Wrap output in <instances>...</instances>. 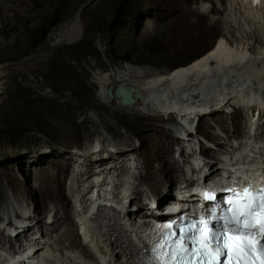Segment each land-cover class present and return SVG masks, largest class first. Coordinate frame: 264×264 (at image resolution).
I'll return each mask as SVG.
<instances>
[{"label": "bare ground", "instance_id": "obj_1", "mask_svg": "<svg viewBox=\"0 0 264 264\" xmlns=\"http://www.w3.org/2000/svg\"><path fill=\"white\" fill-rule=\"evenodd\" d=\"M73 1L81 2V0ZM156 1L160 7V12L153 22L155 28L153 32H160L163 37L165 36L167 43L159 45L161 51L159 55L156 54L154 60L155 62L162 60L167 65H174L175 70L155 74L145 65H128L120 70L97 72L95 83L98 86V99L104 103L110 102V105L115 106V109L108 111L111 118L119 116V113L134 115L156 110L158 114L165 115L168 119L177 116L184 123H188L189 119L193 117L191 122L194 123L195 118L199 121L200 117L206 118L212 113L208 118L200 121V126L203 127L208 120L215 119V124L221 126L220 128L229 141L232 138L231 142L234 145L226 148V143L221 142L217 136L208 134L206 136L213 145L224 152L222 153L223 156H229V161L228 157L224 160L218 159L219 154L204 147L201 148L200 154L207 159L208 164H210V158H215L220 161L221 165H223L222 161L226 162L230 168L240 165L241 168H237L235 171L237 174L264 181V131L260 129L264 117L262 116L264 115V8H251L245 0H199L200 3L197 8L190 7V4L197 0ZM32 8L34 7L32 6ZM23 10L28 12V18L36 16L26 0H0V21H4L9 13H12V17L20 16V12ZM228 11L233 16L238 14L239 35L234 36L231 33V41L227 39L225 34L221 35L217 39L216 48L207 51L202 56L197 54L193 57V55L187 54L188 49L195 46L200 37L206 40V35H209L210 38L218 33L216 29L219 28L222 22L220 17L223 15H226L224 23L233 29L235 28L228 17ZM80 13V11L74 13L69 21L54 28L48 36L56 43H71L81 40L83 29L80 25ZM205 16L209 19L210 16L218 18L209 20L208 23L204 24ZM166 23L168 26L166 32H163L161 28L166 26ZM9 47L12 49L14 44H10ZM137 60H146V58ZM220 76L239 80V86L235 85L231 89V81L228 79L229 86L218 88L217 84H222L218 78ZM80 82L84 84L82 79ZM119 85L139 88L142 98L137 100L133 106L121 105L114 95ZM0 93H2L1 86ZM235 105L245 110L249 120V126L246 129L247 135L242 137V141L237 139L239 138L237 131L229 133L225 125V117L222 114V111L228 112ZM97 114L102 128L105 129L104 132L112 136L117 142L121 141V134L106 121L99 108H97ZM146 118L148 121L139 122L144 125L145 129L155 132L156 136L141 137L140 143L149 147L153 161L157 166L153 169L144 161L147 166H145V173L141 177L136 168L137 174L126 168L129 157L125 155V151H132L133 145L131 143L126 141L122 146L116 145L105 140L106 137L100 133L96 134L99 143L105 145L106 150L115 153V156L111 157L109 161L110 164L116 165L112 169V173L116 174L113 178L115 184L113 203L115 205L122 204L125 197L120 196L121 188L127 187L130 195H132V203L136 205L135 211L137 213L127 211L129 214L125 219L135 231L136 236L142 240L146 239V234L143 232L144 228L149 225V220L152 217L155 218L156 213L146 203H143L144 191L134 190L135 182L140 179L141 183L147 185V191L150 195L156 199H162L161 196L159 197L160 189L166 185L164 195H167L170 200L165 202L163 209H161L162 213L169 212L166 206L177 203L185 211V206L188 203L184 202L182 198L187 193L182 191L185 184L187 189L191 187L192 183L186 179L193 178L195 174L192 161L187 162L190 163L188 177L179 184L183 188H180L177 198L173 197L172 199V191H174L172 171L184 173L186 163H183L184 165L182 164L181 167L176 162L171 161L172 144L178 139L172 138L170 131L153 125L152 121L156 118L152 116ZM232 122L238 126L237 120H232ZM77 129L86 133V121H81L74 129H66L61 134V138L55 142L47 163L44 166H38L35 172L29 171L28 166L20 163L10 166L3 165L0 168V198L5 200L1 207L3 211L0 212V221L4 220L5 215L10 217L15 209L1 192V175L5 178L7 186L12 187L11 191L18 202H24L27 206L32 204L36 216L39 217L34 226H24V233L18 235L16 243H13L12 239L9 238L10 247L4 252L0 248V264H122L117 255L113 256L105 249L102 239L94 233L91 226L86 227L84 234H82L80 225L77 223L78 219L84 224H90L83 217V213L87 211L89 204V182L86 180L85 172L92 171L93 166L96 165V160L91 158L94 153H91L90 149L83 155H73L80 149L82 140ZM181 130L182 128L177 129L178 135H181ZM3 144H5L4 138L0 136V146L2 147ZM180 150L184 151V147L182 146ZM183 155L184 153L180 155V158L184 159ZM30 164L32 166L36 162L33 160ZM15 165L18 172L27 179L28 188L24 183H18L14 174L9 173V170ZM82 166L87 168L83 169ZM69 167H72L73 172L71 183L68 186V198H66L64 196V182L66 180L65 173ZM214 174L220 176L221 171L217 170ZM204 175L207 174L204 173ZM47 200L52 203L50 210L42 208L43 202ZM70 207H72V211ZM80 208L83 213L80 212ZM95 208L92 209V212ZM15 212L17 217L21 219L23 214L17 213L16 209ZM52 212L54 215L48 221L49 214ZM41 215L45 217L44 220L41 219ZM87 215L89 221L91 214ZM98 218L99 216H94L92 221L96 223ZM30 219L31 217H27V222ZM13 227L16 230L17 227L12 222L4 225L3 228L0 227V245L8 239L5 235L7 228L12 229ZM35 227H39L37 232L34 230ZM34 236L41 245L33 247V253L21 250V248L27 247L28 238L33 240L32 237ZM118 254H121L120 250H118Z\"/></svg>", "mask_w": 264, "mask_h": 264}, {"label": "rangeland", "instance_id": "obj_2", "mask_svg": "<svg viewBox=\"0 0 264 264\" xmlns=\"http://www.w3.org/2000/svg\"><path fill=\"white\" fill-rule=\"evenodd\" d=\"M123 1L81 0L80 3H76L73 0H26L36 16L28 18V12L23 10L20 12V16L12 17V13H9L4 21H0V86L2 88L0 136L4 138L5 143L2 147L0 146V168L3 165L10 166L20 163L28 166L29 171L35 172L38 166L41 167L47 163L48 156L51 155L52 148L55 146V142L61 138V134L66 129H74L81 121L85 120L87 132L83 133L81 129L79 131L77 129L82 140L80 149L73 155L79 156L89 152L94 143L99 141L97 133L116 145L122 146L127 141L133 145V149L131 152L125 151V155L129 157L126 168L134 171L135 174L139 170L141 177L145 173V166H147L144 161L153 169L157 166L153 161L149 147L140 143L141 137L156 136L155 132L145 129L144 125L139 122L148 121L146 117L151 116L157 119L152 121L153 125L170 131L172 138L178 139L172 144L171 161L181 167L183 163H186L184 173L172 171L171 177L174 181L172 183L174 188L172 199L173 197L177 198V190L182 188L179 184L188 177L190 163L187 162L192 161L191 158L194 157L198 148L201 150L204 147L219 154L217 158L220 160L228 157L223 156L224 152L217 149L206 136L208 134L217 136L221 142L226 143V148L234 145L231 142L232 138L229 141L220 128L221 126L215 124V119L208 120L203 127L200 126V121L208 118L212 113L206 118L197 120L196 131L198 134L196 137L189 135L190 140L187 142L177 133V129H181L182 126L179 124L178 117L174 115H172L173 119H168L165 115L158 114L156 110H151L134 115L119 113V116L110 117L108 111L115 109V106L110 105V102L104 103L98 99V86L95 83L97 72L120 70L128 65H145L150 68V71L153 70L155 74H159L160 72H171L175 67L165 64L162 60L160 62L154 60L156 54L159 55L161 51L159 45L167 43L165 36L163 37L160 32H153L155 29L153 22L160 12L158 2L156 0H133L137 13L127 18L126 24L122 23L124 28L118 30L120 25H112V20ZM199 3L197 0L191 3L190 7L197 8ZM78 11L81 12L80 25L83 29L81 40L71 43H56L48 36L54 28L69 21ZM237 15L236 13L233 16L228 11V17L235 26L234 29L224 23L226 15H223L220 17L222 22L216 29L218 33L210 38L209 35H206V40L200 37L197 44L188 49L187 54L193 55V57L197 54L202 56L207 51L216 48L217 39L221 35L225 34L229 41H231V33L238 36L239 19ZM205 18L204 24L209 20H216L218 17L210 16L209 19L205 16ZM167 26L166 23V26H163L161 30L166 32ZM212 31L214 32L215 29ZM10 44H14L12 49L9 47ZM253 48L255 49V46ZM140 58H146V60H137ZM218 78L222 81L221 85L217 84L218 88L229 86L228 79L231 81V89L235 85L239 86V80L235 78L232 80L221 76ZM80 79L84 84L80 82ZM232 82L234 83L232 84ZM97 108L104 115L106 121L119 131L122 136L121 141L117 142L104 132L105 129L100 124ZM244 111L238 105L228 112L222 111L229 133L237 131L239 141H242V137L247 135L246 129L249 126V120ZM232 120H237L238 126H235ZM261 123L260 129L264 131V117ZM181 142L182 144H180ZM182 146L184 151L180 150ZM183 153L184 159L180 158ZM210 159L214 163L211 169L221 164L215 158ZM33 160L36 164L30 166ZM203 162L206 163L204 160ZM86 168V166L83 167V169ZM54 169L56 170V168ZM72 172V167H69L65 173L64 196L66 198H68V186L71 183ZM203 172L208 175L209 180L212 179L211 170L204 168ZM9 173L14 174L16 181L24 183L28 188L27 179L18 172L16 165L9 170ZM128 180L130 181V179ZM1 185L3 196L13 204L17 213H24L27 217H31L30 221H24L23 227L20 228L21 234L19 235H23L24 226H34L39 217L36 216L32 204L27 206L24 202H18L11 191L12 187L7 186L3 175H1ZM166 188L165 185L160 189L159 197L161 196L162 199L165 198ZM176 188L177 190H175ZM136 189L144 191L142 201L148 205L145 200L150 195L147 185L145 186L138 179L135 182L134 190ZM4 202L5 200L0 198L1 213ZM42 205L43 209L50 210L52 207L49 200L44 201ZM15 209L10 217L5 215L4 220L0 221L1 228L9 222L15 226L14 219L21 220L17 217ZM132 209L136 210V205L133 203ZM70 210L72 211V207ZM45 213L44 215H46ZM44 218L41 215V219L44 220ZM13 228L15 229V227ZM8 229L5 231L8 239L0 245L2 252L10 247L9 234L11 231ZM38 229L39 227H35L34 230L37 232ZM17 238L18 236L12 239L13 243H16ZM28 240L30 242L31 238Z\"/></svg>", "mask_w": 264, "mask_h": 264}, {"label": "snow or ice", "instance_id": "obj_3", "mask_svg": "<svg viewBox=\"0 0 264 264\" xmlns=\"http://www.w3.org/2000/svg\"><path fill=\"white\" fill-rule=\"evenodd\" d=\"M225 191L227 207L217 203L198 218L181 216L159 225L150 255L130 264H264V185ZM203 196L215 199L211 192Z\"/></svg>", "mask_w": 264, "mask_h": 264}, {"label": "water", "instance_id": "obj_4", "mask_svg": "<svg viewBox=\"0 0 264 264\" xmlns=\"http://www.w3.org/2000/svg\"><path fill=\"white\" fill-rule=\"evenodd\" d=\"M1 95V93H0ZM115 97L123 106H133L137 100L142 98L139 88L119 85L115 90Z\"/></svg>", "mask_w": 264, "mask_h": 264}, {"label": "trees", "instance_id": "obj_5", "mask_svg": "<svg viewBox=\"0 0 264 264\" xmlns=\"http://www.w3.org/2000/svg\"><path fill=\"white\" fill-rule=\"evenodd\" d=\"M137 8L134 6V2L133 0H124L122 2V4L118 7L114 18L112 20V25H117L119 24L120 26H118V30H121L124 28V26H122L124 24H126V19L131 17L132 14H136ZM139 13V12H138Z\"/></svg>", "mask_w": 264, "mask_h": 264}]
</instances>
